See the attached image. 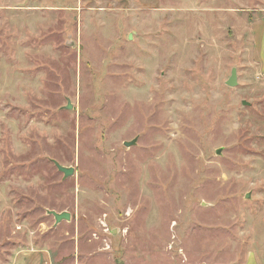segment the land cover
Here are the masks:
<instances>
[{
    "label": "rangeland",
    "instance_id": "374dc122",
    "mask_svg": "<svg viewBox=\"0 0 264 264\" xmlns=\"http://www.w3.org/2000/svg\"><path fill=\"white\" fill-rule=\"evenodd\" d=\"M34 248L264 264V0H0V264Z\"/></svg>",
    "mask_w": 264,
    "mask_h": 264
},
{
    "label": "water",
    "instance_id": "95a60500",
    "mask_svg": "<svg viewBox=\"0 0 264 264\" xmlns=\"http://www.w3.org/2000/svg\"><path fill=\"white\" fill-rule=\"evenodd\" d=\"M130 39H132V36H130ZM238 84L237 81V75H236V70L233 71L231 78L228 80L227 85L234 87ZM66 110H72V104L70 100L68 101V106L64 107ZM134 144H136V140L132 142H126L125 146L126 147H131ZM220 152V151H219ZM55 166L57 169L64 174V178L68 179L72 177L75 174V169L73 167H65L61 165L60 163L54 161ZM49 215H52L55 218V225H59L62 221H70L71 220V214L67 211L58 213L56 211H49Z\"/></svg>",
    "mask_w": 264,
    "mask_h": 264
},
{
    "label": "crops",
    "instance_id": "0c3cea01",
    "mask_svg": "<svg viewBox=\"0 0 264 264\" xmlns=\"http://www.w3.org/2000/svg\"><path fill=\"white\" fill-rule=\"evenodd\" d=\"M7 264H53V261L47 250L34 248L16 252Z\"/></svg>",
    "mask_w": 264,
    "mask_h": 264
}]
</instances>
